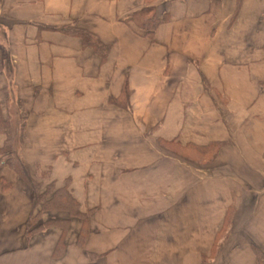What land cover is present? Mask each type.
I'll use <instances>...</instances> for the list:
<instances>
[{
  "label": "crops",
  "instance_id": "0c3cea01",
  "mask_svg": "<svg viewBox=\"0 0 264 264\" xmlns=\"http://www.w3.org/2000/svg\"><path fill=\"white\" fill-rule=\"evenodd\" d=\"M0 59L30 175L93 209L83 246L29 233L33 190L0 165V264H259L264 0H0Z\"/></svg>",
  "mask_w": 264,
  "mask_h": 264
},
{
  "label": "rangeland",
  "instance_id": "374dc122",
  "mask_svg": "<svg viewBox=\"0 0 264 264\" xmlns=\"http://www.w3.org/2000/svg\"><path fill=\"white\" fill-rule=\"evenodd\" d=\"M57 30L56 27H51L50 29ZM71 31L74 29H77L76 27L69 28ZM24 130L22 131L21 137L22 142L18 146L19 154L21 155V150L23 146V135ZM1 135V134H0ZM6 136V135H5ZM5 142V141H4ZM163 146H165L168 150L174 151L175 153L179 154L180 157L186 158L187 160H191V157L194 155L196 156V161L199 162V153L205 151L206 149H191L183 147L179 144H169L165 143ZM211 147H207L209 149ZM211 153H205V158L202 159V161H206ZM194 156V157H195ZM29 171V170H28ZM30 174V173H29ZM33 180L35 181V185L31 186L29 182L26 181V183L32 188V190L37 189V194H40L43 196V200L50 201L47 203L46 207L41 206V209L39 211L40 214L38 215L39 218H34L32 222L38 221V224L44 225V223H51L50 221L54 220L55 218L58 219V223L55 224H48L47 226H43L44 228L41 229V232L52 230V228L59 227L60 231H63L67 233L68 231H78L79 232V245L83 246L86 242V232H87V225H88V218L90 216V213L93 209H87L84 210L82 207V203L77 199L73 188L71 187V179L70 177L67 178L65 181V185L59 189L64 188L67 192H56L55 184L52 181L51 178V171H38L36 176H31ZM33 195H34V191ZM33 197V196H32ZM42 198V197H41ZM34 203V200H33ZM59 204V206L57 205ZM58 206L59 209L56 208ZM33 212V207H32ZM32 214V213H31ZM38 214V212H37ZM37 214L35 216H37ZM31 217V216H30ZM73 221H78L77 228H74L75 225L73 224ZM79 228V230H78ZM81 228V229H80Z\"/></svg>",
  "mask_w": 264,
  "mask_h": 264
},
{
  "label": "trees",
  "instance_id": "16d2710c",
  "mask_svg": "<svg viewBox=\"0 0 264 264\" xmlns=\"http://www.w3.org/2000/svg\"><path fill=\"white\" fill-rule=\"evenodd\" d=\"M150 9H144L142 12H139L138 14L142 15L145 17V15L147 13H149ZM149 18V17H148ZM163 19H159V18H153L150 17L149 19L145 20L146 22L142 23L143 27H148V29H154L156 28L162 21ZM147 23V24H146ZM68 32H71L72 34H76V35H80L85 43V45H92L94 46L95 50L98 53L102 54V58L106 57L107 54V48L101 47L99 45L98 39L94 37L95 40H92V36L91 34H89L87 31L81 30V29H74L73 31H71L70 29H64ZM2 69V64H1V59H0V71ZM127 92V91H126ZM24 121L20 119L19 122L14 121L12 119L9 118H5L3 111H2V107L0 105V134H4L6 135V139L4 144L0 147V165H9L12 167V169L25 181L29 182L31 184V186H36L35 185V181L33 180V178L31 177V175L29 174V171L25 165V163L23 162L20 154H19V149L18 146L20 145V143L22 142V131L25 128L24 127ZM63 189V191H61ZM62 189H57L56 192L59 193V191L61 192H67L64 188ZM34 191V195H33V212L31 214V217L29 218L28 221V230L29 233H38L41 232L44 227L43 226H47L48 224H55L58 223V219H54L52 221H50L51 223H44V225L38 224V221L36 222H32V220L34 218H39V214L41 211H39L41 209V206H45L47 205V203L50 201V199L48 200H43V196L40 194H37V189L35 188ZM42 197V198H41ZM59 206V204H57ZM58 206H56L57 209ZM43 211V209H41ZM38 212V214H37ZM37 214V216H35ZM260 262L259 264L263 263L264 264V255H260Z\"/></svg>",
  "mask_w": 264,
  "mask_h": 264
}]
</instances>
